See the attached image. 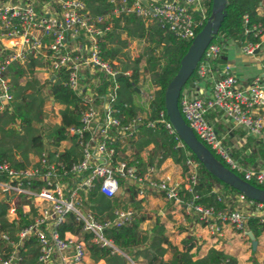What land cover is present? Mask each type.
<instances>
[{
    "label": "built area",
    "instance_id": "1",
    "mask_svg": "<svg viewBox=\"0 0 264 264\" xmlns=\"http://www.w3.org/2000/svg\"><path fill=\"white\" fill-rule=\"evenodd\" d=\"M110 12L92 15L81 0H0V109L11 100L6 69L9 65H24L30 59L39 61L34 71H41V82L52 81L59 71L66 74L65 85L83 104L79 111V125L69 126L67 134L74 136L79 157L70 163L56 162L58 152L52 159L41 153L31 164L14 168L0 163V199L7 202L6 219L15 225L17 209L27 223L17 227L12 236L0 232V239L7 245L0 264H16L31 245L36 248L35 264H80L87 255L86 243L119 250L103 234L105 229L127 223L133 214L130 209H114L110 217L96 219L90 210H81L79 191L83 193L96 184L99 193L107 198L118 192L117 178L137 186L136 194L143 196L150 189L175 205L184 206L194 215L213 238L221 235L223 226H229L246 236L245 207L215 211L197 202L192 191L196 183V162L186 158L187 177L183 186L190 193L183 202L178 195L180 185L158 177L153 166L138 174L132 165L116 160L114 165L113 144L122 137H130L134 128L142 123L139 116L120 124L117 103L120 71L105 59L99 47V38L110 29L104 24L110 17L132 14L143 20L153 21L175 37L190 41L195 27L205 23L209 0H107ZM211 4V3H210ZM210 15V14H209ZM258 41L238 45L241 53L251 55L264 43V32ZM223 44L210 42L195 67L190 86L178 97V111L195 137L221 163L241 179L251 184L264 185L263 168H243L231 156L230 147L223 143L224 137L207 118L212 112L219 115L231 127L242 129L245 135L264 137V61L260 71L249 82H242L232 70L223 64L212 70L210 61L218 57ZM202 82H209L206 95L194 93ZM152 98L149 92L140 90L138 102L145 104ZM51 103V102H50ZM165 113L158 112V119L171 134L174 133ZM175 134V133H174ZM177 137V136H176ZM65 142L61 146H66ZM180 145L183 144L180 142ZM145 152V151H144ZM237 175V174H236ZM222 199L227 195H220ZM219 196V198H220ZM236 199L258 210L257 220L264 233V204L251 201L242 194ZM239 207V208H238ZM71 213L79 223L78 232H58V225ZM129 264H135L128 260Z\"/></svg>",
    "mask_w": 264,
    "mask_h": 264
},
{
    "label": "trees",
    "instance_id": "2",
    "mask_svg": "<svg viewBox=\"0 0 264 264\" xmlns=\"http://www.w3.org/2000/svg\"><path fill=\"white\" fill-rule=\"evenodd\" d=\"M81 1L92 15H106L111 9L107 0ZM210 3L211 0L207 5L208 16ZM108 22L111 24L110 29L99 38L101 54L114 68L122 72L128 71V74H120L115 79L118 83L116 106L120 108L118 119L122 125L137 116L142 121L134 128L132 136L122 137L113 144L112 165L116 160H123L127 165L134 166L136 172L141 174L146 167H156L165 158H170L174 163L179 164L185 173L187 168L184 161L190 158L197 164L195 168L197 179L192 186V191L198 196L197 202L212 207L215 211L237 207L235 196L239 193L204 169L188 149L180 145L176 135L167 131L162 122L154 121L152 126L147 125L148 122L158 119L159 111L164 112V89L176 72L179 59L185 53L190 41L179 39L161 29L157 23L132 14L110 17L104 24ZM203 24L195 27V34ZM252 26L259 29L260 33L264 32V0H226L225 15L210 41L224 45L219 56L209 63L212 70H218L225 64V46L228 43L242 45L258 41L259 33L254 34L253 30L244 32ZM133 41H141L143 46L135 58L129 59L125 50ZM38 63L40 62L30 59L24 65L12 64L6 69L12 98L4 109H0V163L14 168L31 164L33 161L31 157L38 158L41 153L52 159L58 152L59 158L56 159L58 163H70L79 157L74 136L67 134V128L79 125V111L84 106L64 84L66 81L64 71H59L52 81L41 82L34 74V67ZM194 76L195 69L181 91L190 86ZM146 79L149 87L153 88L152 98L141 104L136 100L138 92L135 88L140 80L145 82ZM143 91L148 93L149 89L144 88ZM46 102L59 106L57 121L52 124L45 122ZM229 129L228 138L233 135L243 138V143L234 147L230 146L229 141L222 140L230 147V154L239 165L243 168H256L258 162L260 165L264 164V141L245 135L239 128ZM63 142L66 144L64 147L61 146ZM149 146L151 148L146 151L143 159L140 152ZM245 150L248 151L247 154L244 153ZM236 174L241 177L239 173ZM117 182L118 192L111 198L99 193L96 184L84 193L79 191L81 199L78 206L81 210H90L93 217L99 220L110 217L114 209L135 211L127 223L103 231L104 236L129 259L134 261L140 256L144 261L143 264H237L233 256L213 248L208 249L202 257L193 259L190 249L194 246V238L191 235L186 237L181 242V249L178 250L170 244L163 225L157 221L150 232L142 231L140 223L145 219V210L142 207L143 199L135 197L137 186L120 177L117 178ZM251 184L264 189V185L252 182ZM215 185L223 188L222 193L227 195L226 198L222 199L220 194L213 191ZM157 193L162 196L161 193ZM178 195L183 202L190 197V193L182 185ZM6 212L7 202L0 199V232L12 236L17 227L27 223V218L21 216L18 208L19 220L15 225L7 221ZM250 212L245 213V225L253 235H256L261 230V226ZM78 228L79 223L74 220L71 213H67L65 221L58 225V232L60 235L64 230L76 233ZM30 242L31 245L23 254V259L16 264H35L36 248L32 246L33 241ZM86 248L93 261L103 259L105 264H125V259L116 252H111L110 248L90 242L86 243ZM7 250V245L0 239V254L4 256ZM166 251L170 252L168 260L163 259Z\"/></svg>",
    "mask_w": 264,
    "mask_h": 264
},
{
    "label": "crops",
    "instance_id": "3",
    "mask_svg": "<svg viewBox=\"0 0 264 264\" xmlns=\"http://www.w3.org/2000/svg\"><path fill=\"white\" fill-rule=\"evenodd\" d=\"M225 56V64L232 68L240 81L247 83L260 71V63L261 61H264V43H262L253 54L248 55L241 53L238 45L230 42L225 46ZM34 74L41 81L40 77L37 76L38 74H41V71H35ZM144 81L145 82L140 80L137 83L135 91L138 92V97L137 99L135 98L136 100L139 98L140 90H143L144 88L153 90L152 87H149L148 80L146 79ZM209 86V82H202L199 84L198 89L195 90L194 93L197 95H200V93L201 95H206V93H208ZM260 113L263 116L264 122V105ZM207 118L213 124L218 133L224 137V140L230 142V146L232 145L231 147H234L236 144L241 145L243 143V138L240 139L234 135L230 138L227 137L229 133L228 128L231 130L238 127H231L230 123L224 122L219 118V115L212 112L208 113ZM253 137L264 141V137L262 135ZM150 148L151 146L140 152V156L143 159H145L146 151ZM244 153L247 154L248 151L245 150ZM31 158L32 160L35 159L34 157ZM258 163L259 165L256 168L264 169V164L260 165V162ZM154 168L159 178L180 186L185 185L187 172L184 173L182 167L179 164L174 163L170 158H165L158 164V166H154ZM222 189L223 188L220 185H215L213 187V191L220 195H223L222 192L224 191ZM152 191L153 190H146V193L143 196H139L137 194L135 196L137 199H143L142 207L145 210V219L140 223V229L142 231L150 232L155 221L161 223L164 227L168 241L178 250L181 249V242L186 237L191 235L195 240L194 246L190 249L193 259L202 257L208 249L213 248L233 256L236 259L237 264H256L257 261L259 264H264V233L262 229L256 235H253V233L246 226L247 232L251 233V236L255 241V245L253 247L251 246V241L247 235V232L246 236L244 237L229 226H223L221 235L213 238L212 235H210L201 224L196 222L193 214L190 212L187 213L186 209H184V206L175 205L170 201L165 200L157 192ZM235 200L237 201V205L239 207H245L247 209V213L251 211L250 213L252 216L257 218V214L260 211L255 210L254 207L249 204L244 206L246 203L238 201L236 197ZM132 213L134 214L135 211L132 210ZM71 233L73 232H68V234ZM116 253L125 259V264H129L128 260L131 259H129L127 255H125L120 250ZM169 258L170 252L166 251L163 254V259L168 260ZM133 262L135 264L144 263L140 256H138ZM80 264H105V262L103 259L93 261L90 258L89 252L87 251V255Z\"/></svg>",
    "mask_w": 264,
    "mask_h": 264
},
{
    "label": "water",
    "instance_id": "4",
    "mask_svg": "<svg viewBox=\"0 0 264 264\" xmlns=\"http://www.w3.org/2000/svg\"><path fill=\"white\" fill-rule=\"evenodd\" d=\"M225 5L226 0H211L208 20L190 40L185 53L179 59L176 72L164 89V112L177 138L196 160L201 163L204 169L223 184L242 194L245 198L264 204V189L244 181L220 163L185 124L177 106L181 88L190 77L204 49L210 43L220 26L225 15ZM247 235L253 247L255 241L250 232H247Z\"/></svg>",
    "mask_w": 264,
    "mask_h": 264
},
{
    "label": "rangeland",
    "instance_id": "5",
    "mask_svg": "<svg viewBox=\"0 0 264 264\" xmlns=\"http://www.w3.org/2000/svg\"><path fill=\"white\" fill-rule=\"evenodd\" d=\"M143 46L142 42L133 41L130 46L125 50V53L129 59L135 58L141 51ZM37 76L42 77V73L38 74ZM46 117L45 122L46 123H54L57 121V109L58 105L51 104L49 102H46ZM256 264H259L258 261ZM262 264V263H260Z\"/></svg>",
    "mask_w": 264,
    "mask_h": 264
}]
</instances>
